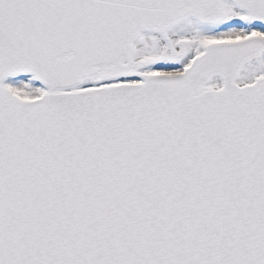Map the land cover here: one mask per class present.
<instances>
[{
  "label": "snow or ice",
  "instance_id": "6c2138e0",
  "mask_svg": "<svg viewBox=\"0 0 264 264\" xmlns=\"http://www.w3.org/2000/svg\"><path fill=\"white\" fill-rule=\"evenodd\" d=\"M0 264H264V0H0Z\"/></svg>",
  "mask_w": 264,
  "mask_h": 264
}]
</instances>
